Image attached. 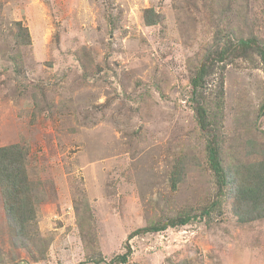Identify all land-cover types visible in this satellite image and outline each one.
Instances as JSON below:
<instances>
[{
	"label": "rangeland",
	"instance_id": "1",
	"mask_svg": "<svg viewBox=\"0 0 264 264\" xmlns=\"http://www.w3.org/2000/svg\"><path fill=\"white\" fill-rule=\"evenodd\" d=\"M149 9L162 21L147 24ZM254 36L264 43V0H0V146L29 147L44 193L40 234L22 245L0 188V264H264V218L239 222L230 194L212 219L130 237L216 197L190 81L210 50ZM209 71L224 155L260 160L259 53ZM179 156L188 170L174 189Z\"/></svg>",
	"mask_w": 264,
	"mask_h": 264
},
{
	"label": "trees",
	"instance_id": "2",
	"mask_svg": "<svg viewBox=\"0 0 264 264\" xmlns=\"http://www.w3.org/2000/svg\"><path fill=\"white\" fill-rule=\"evenodd\" d=\"M162 19L163 16L160 14L154 15L153 9L148 10L147 24L154 25L161 22ZM17 29L20 42H31L30 32L26 27H23L22 22H17ZM250 51L258 52L264 62V43L257 36L240 37L236 40L228 39L219 48H214L205 55L202 64L196 69L190 81L193 90L189 91V99L200 130L206 133L207 160L218 182L216 197L198 214L197 212L195 214L181 213L178 217H172L167 222L149 224L139 228L131 233L130 237L137 233L157 232L170 226L185 225L204 217L212 219L215 211L218 210L220 201L227 198L229 194L234 195V211L238 215L239 222L264 218V150H259L262 157L257 161H248L249 158L239 160L235 154L227 153L225 156L223 151L225 139L221 130L224 101L220 100V103L216 104L217 109H213L208 105L209 102L203 94L208 87L206 77L210 75L209 68L214 61L225 64L234 55L247 56ZM221 92L223 95V90ZM258 113L259 117L264 115V98L258 107ZM254 124L257 125V121ZM235 159H237L236 162H234ZM186 163L187 160L183 156H179L175 160L171 173V184L174 189L187 174ZM30 164V149L25 144L12 143L0 146V188L8 217L14 225L19 227L21 233L28 235V238L21 240L22 245L29 244L30 238L40 234L38 232L40 204L44 199L41 182L31 175ZM33 245L37 248V243ZM29 247V245L26 246L27 249ZM131 252L132 248L128 246L127 251L117 255L112 262H127ZM102 261V258L95 260L97 264Z\"/></svg>",
	"mask_w": 264,
	"mask_h": 264
}]
</instances>
